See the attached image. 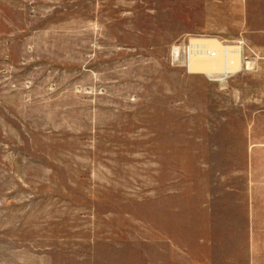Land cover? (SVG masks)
I'll return each mask as SVG.
<instances>
[{"label": "rangeland", "instance_id": "374dc122", "mask_svg": "<svg viewBox=\"0 0 264 264\" xmlns=\"http://www.w3.org/2000/svg\"><path fill=\"white\" fill-rule=\"evenodd\" d=\"M250 182L264 0H0V264H264Z\"/></svg>", "mask_w": 264, "mask_h": 264}, {"label": "bare ground", "instance_id": "6f19581e", "mask_svg": "<svg viewBox=\"0 0 264 264\" xmlns=\"http://www.w3.org/2000/svg\"><path fill=\"white\" fill-rule=\"evenodd\" d=\"M203 42V40H201ZM189 54V70L193 72H204L210 77H220L238 68L235 54L228 51L235 61L229 65L228 52L222 50L221 46L213 40L199 43L192 42ZM191 47V46H190ZM229 56V58H230ZM236 57V58H235Z\"/></svg>", "mask_w": 264, "mask_h": 264}, {"label": "crops", "instance_id": "0c3cea01", "mask_svg": "<svg viewBox=\"0 0 264 264\" xmlns=\"http://www.w3.org/2000/svg\"><path fill=\"white\" fill-rule=\"evenodd\" d=\"M248 184L250 185V187H246V188L243 189V191H244V197H247L249 199L247 201L248 204L250 203V205L252 204V206L253 205H258V202L256 201L257 200V197L260 196L258 190H264V183L260 185V188H256V185L253 187V185H254L253 182H250ZM246 186H247V184H246ZM250 236L252 237L253 234H251ZM249 264H252V262H250Z\"/></svg>", "mask_w": 264, "mask_h": 264}]
</instances>
